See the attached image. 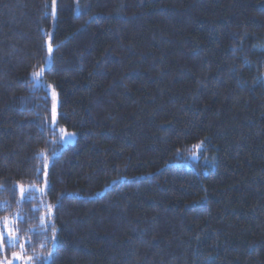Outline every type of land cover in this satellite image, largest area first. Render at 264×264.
Returning <instances> with one entry per match:
<instances>
[{
    "label": "trees",
    "instance_id": "obj_1",
    "mask_svg": "<svg viewBox=\"0 0 264 264\" xmlns=\"http://www.w3.org/2000/svg\"><path fill=\"white\" fill-rule=\"evenodd\" d=\"M4 217L0 259L264 264V0H0Z\"/></svg>",
    "mask_w": 264,
    "mask_h": 264
},
{
    "label": "snow or ice",
    "instance_id": "obj_2",
    "mask_svg": "<svg viewBox=\"0 0 264 264\" xmlns=\"http://www.w3.org/2000/svg\"><path fill=\"white\" fill-rule=\"evenodd\" d=\"M52 6H53V11H55V0H52ZM52 49L51 47H49V53H51ZM43 72V69H41L39 72H33V78L34 80L37 79L38 77L41 76ZM55 104H53V111H52V119L53 121H55ZM61 133H64V130L61 129L60 130ZM67 135H74V134H67ZM196 148H199L200 146L197 145L195 146ZM46 167V165H45ZM19 191L21 194V197H24L25 192L27 191V189H25L22 185H19ZM43 222V221H42ZM11 221L8 217H4L2 219H0V227H2V231H0V251H3L5 244H7L8 247H16L18 245V236L16 234V230L11 227ZM55 239V237L53 236V240ZM19 247L21 249L24 248V245H19ZM13 259L12 260H8L7 258H5L4 260H0V264H13L14 260H22L25 262V264H31V262L33 260H39L40 257L39 256H27L25 257L22 252L21 253H17V252H13L12 254ZM48 256H51V251H49ZM46 259V258H45Z\"/></svg>",
    "mask_w": 264,
    "mask_h": 264
},
{
    "label": "rangeland",
    "instance_id": "obj_3",
    "mask_svg": "<svg viewBox=\"0 0 264 264\" xmlns=\"http://www.w3.org/2000/svg\"><path fill=\"white\" fill-rule=\"evenodd\" d=\"M25 189H34L33 188V186H27V187H24ZM20 192V191H19ZM10 219V221L12 222L11 223V227H13V222H14V219H15V217H13V218H9ZM3 229H2V227H1V231H2ZM18 244L19 245H21L22 244V240H18ZM14 252H17V253H21V251H14ZM12 254L13 253H11L10 254V256L9 257H6L8 260H12L13 259V256H12ZM25 257H27L28 255H24ZM5 258H3V259H0V260H4ZM13 264H25V262L24 261H22V260H14L13 261ZM31 264H32V262H31Z\"/></svg>",
    "mask_w": 264,
    "mask_h": 264
}]
</instances>
